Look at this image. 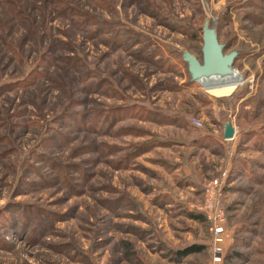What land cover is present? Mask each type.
Instances as JSON below:
<instances>
[{"label":"rangeland","instance_id":"374dc122","mask_svg":"<svg viewBox=\"0 0 264 264\" xmlns=\"http://www.w3.org/2000/svg\"><path fill=\"white\" fill-rule=\"evenodd\" d=\"M58 1L0 0V264H212L186 212L222 170L225 254L264 264V0H67L111 22L95 38ZM205 25L237 52L225 96L188 70ZM80 111L87 133L60 127Z\"/></svg>","mask_w":264,"mask_h":264},{"label":"trees","instance_id":"16d2710c","mask_svg":"<svg viewBox=\"0 0 264 264\" xmlns=\"http://www.w3.org/2000/svg\"><path fill=\"white\" fill-rule=\"evenodd\" d=\"M57 5L58 6L56 8H54V10L56 12L61 13V15L66 16L70 21L80 25L82 30L87 29V31H88L87 35L90 38H95V37L100 35V28H99L100 25H103V24L110 25L111 24V22L105 21L104 19L99 18L96 15H93L91 13H86V12L80 10L78 8V6L74 5L73 3H71V2H69L67 0H59ZM77 20H78V22H77ZM91 25H92V28H87L88 26H91ZM107 47L110 50H115V48L118 47V45H115L114 42H111V40L109 39V42L107 43ZM223 48H224V44L222 45V50H223ZM181 56H182V53H181ZM236 56H237V54H236ZM236 56H235V58L233 60L232 66L234 64ZM73 64H75V63H73ZM80 67H84V68L82 69ZM80 67L77 66L76 68H78V69L80 68L81 69L82 74H81L80 78H81V80H83V79H85L87 77V74H86V71H85L87 69L85 68V66H80ZM34 75H35V77L33 79L29 78V76L27 75L25 78L18 79L15 82L13 81L11 84H18L19 85V83H22L23 85H26L28 82H31L34 79H37L38 77L43 76L44 74H43V71L37 70L34 73ZM108 109L110 110V108H108ZM67 117L68 118L67 119L65 118V120H64L65 122H61V124L59 123L60 127L64 126V127L73 129L74 125L75 126L78 125L76 129L71 130V131H73V132L80 131V132H83V133H87L88 132L87 125H85V123L82 122L83 121L82 118L84 117L83 111L73 112V114H70V115L68 114ZM68 121H73V122L71 124ZM56 127H57V124H56ZM71 131H68V133H70ZM58 133L66 136L65 132H63L61 130H58L57 134ZM54 163H55L54 169L58 170V173L61 174V171L64 168H66V164L65 163L63 164L62 161H58V162L55 161ZM59 174H56V175H59ZM186 213H187V216L190 219L194 220V221H197V222H200V223L206 222L205 217L203 216V214H201L199 212H191L190 211V212H186ZM232 245L233 244H231L229 246V248L227 250V253L224 255V261H226L228 264H235V263H232L233 259L236 258L238 255H240L238 252H232V247H233ZM205 248H206L205 244H196V243H194V244L187 245V246H185L183 248L177 249L175 251V255H176V257L182 259V258L186 257L187 255L194 254V253H200V252L204 251ZM207 252H208L209 257H210L209 244L207 245Z\"/></svg>","mask_w":264,"mask_h":264},{"label":"built area","instance_id":"2783aa9c","mask_svg":"<svg viewBox=\"0 0 264 264\" xmlns=\"http://www.w3.org/2000/svg\"><path fill=\"white\" fill-rule=\"evenodd\" d=\"M196 123L197 125H201L200 122ZM226 177L227 170H222L217 177L209 179L203 185L201 202L194 206L196 212L203 214L208 223L210 233L209 252L212 264L222 263L226 252L224 244L227 221L220 204V197Z\"/></svg>","mask_w":264,"mask_h":264},{"label":"water","instance_id":"95a60500","mask_svg":"<svg viewBox=\"0 0 264 264\" xmlns=\"http://www.w3.org/2000/svg\"><path fill=\"white\" fill-rule=\"evenodd\" d=\"M205 29H206V25L203 29V34H202V38H203V47H202V53H203V61L202 64L198 61V59L193 56V55H187L185 56V59L188 61V70L189 72H193L194 71H202V74L206 75V76H218L220 74H223L226 71L229 72H237V70L235 68H233L232 63L233 60L237 54V52H232L229 54L224 55L222 53V45H219L217 43V51L215 53L212 54V52H207L206 49V40H205ZM214 38H215V28H214ZM223 62L222 68H219L217 66V63L219 61ZM224 71V72H223ZM192 80H195L194 76L192 75L191 77ZM243 75L241 74V80L240 83L243 82ZM211 85V84H208ZM236 133V129L232 123V121H226L223 124V129H222V138L224 140H230L234 137Z\"/></svg>","mask_w":264,"mask_h":264},{"label":"bare ground","instance_id":"6f19581e","mask_svg":"<svg viewBox=\"0 0 264 264\" xmlns=\"http://www.w3.org/2000/svg\"><path fill=\"white\" fill-rule=\"evenodd\" d=\"M216 51H217V48L215 46H214V48L212 47V48L207 49L208 54H209V52H212V54H213ZM222 65H223V62L220 60L217 63V66L219 68H222ZM198 72L205 78V80L208 81L209 84L215 85V86L211 87L208 91L213 96H217V97L225 96V95H228L230 92H232V90L234 89V86H232V85H224V84L223 85H216V84H220L222 80L225 81V79L232 76V73L229 71H226V72L223 71L224 72L223 74H220L218 76H212V77L202 74V71H198Z\"/></svg>","mask_w":264,"mask_h":264},{"label":"crops","instance_id":"0c3cea01","mask_svg":"<svg viewBox=\"0 0 264 264\" xmlns=\"http://www.w3.org/2000/svg\"><path fill=\"white\" fill-rule=\"evenodd\" d=\"M229 245H231V244H229ZM228 248H229V246H228ZM228 248H227V249H228ZM218 264H221V263H218Z\"/></svg>","mask_w":264,"mask_h":264}]
</instances>
